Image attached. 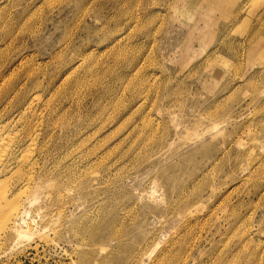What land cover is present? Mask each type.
Instances as JSON below:
<instances>
[{"label":"rangeland","instance_id":"rangeland-1","mask_svg":"<svg viewBox=\"0 0 264 264\" xmlns=\"http://www.w3.org/2000/svg\"><path fill=\"white\" fill-rule=\"evenodd\" d=\"M0 47V264H264V0H0Z\"/></svg>","mask_w":264,"mask_h":264},{"label":"bare ground","instance_id":"bare-ground-1","mask_svg":"<svg viewBox=\"0 0 264 264\" xmlns=\"http://www.w3.org/2000/svg\"><path fill=\"white\" fill-rule=\"evenodd\" d=\"M159 1V0H158ZM27 12V11H26ZM9 15V14H8ZM10 17V16H9ZM92 27V26H91ZM92 29V28H91ZM100 31V30H99ZM8 45V44H7ZM11 46V45H9ZM6 47V46H5ZM1 48V47H0ZM7 48V47H6ZM10 48V47H9ZM18 48V47H17ZM9 52V51H8ZM8 52L6 53L8 55ZM3 53V52H2ZM6 55V56H7ZM116 56V55H115ZM24 58V57H23ZM18 60V58H17ZM22 60V59H21ZM55 60V59H54ZM16 61V60H15ZM17 62V61H16ZM22 65L26 62L25 61H21L20 62ZM2 64V63H1ZM28 64V63H27ZM3 66V65H2ZM2 66H0L2 68ZM16 67V66H15ZM20 67V66H19ZM27 68V67H26ZM36 68V67H35ZM34 68V70H35ZM10 69V68H9ZM30 69V68H29ZM43 69V68H42ZM11 70V69H10ZM21 70V69H20ZM9 72V71H7ZM32 72V71H31ZM37 72V71H36ZM11 73V72H10ZM13 73V72H12ZM17 73V72H16ZM20 73V72H19ZM42 73V72H41ZM137 73V72H136ZM39 74V73H38ZM43 74V73H42ZM11 75V74H10ZM14 75V73H13ZM37 75V74H36ZM40 75V74H39ZM15 76V75H14ZM11 76V77H14ZM34 76V75H33ZM10 77V76H9ZM18 77V76H17ZM37 77V76H36ZM55 78V77H53ZM31 79V78H30ZM11 80H9L8 76L3 75L0 73V164L3 163V161L5 160V158L8 157V152L9 149L11 148V145L14 142V139L16 138V135H18L16 132H10V128L11 125L13 124H18V123H22L27 114L30 112L32 113L34 110H36L35 108L37 107V105L40 102V97L37 93V95H31L30 92H28L32 87L29 86L28 82L25 81V83H22L20 87H18L17 84H13L12 82H10ZM14 81V79H13ZM18 81V80H17ZM55 81V80H54ZM21 82V81H20ZM19 82V83H20ZM31 82H33L31 80ZM34 86H40L42 84L41 81H39L38 79L35 80V82H33ZM10 84V85H9ZM52 84V83H50ZM17 85V86H16ZM35 90V89H33ZM107 90V89H106ZM179 95V94H178ZM50 101V100H49ZM227 103V102H226ZM49 104V103H48ZM42 109V108H41ZM192 110V109H191ZM37 111V110H36ZM33 114V113H32ZM31 115V114H30ZM35 115V113H34ZM45 115V114H44ZM208 115V114H207ZM4 117L6 119H4ZM135 117V116H134ZM36 118V117H35ZM30 119V118H29ZM34 119V118H33ZM39 119V118H38ZM31 120V119H30ZM35 120V119H34ZM55 120V119H54ZM27 121V120H26ZM40 122V121H39ZM35 123V122H34ZM33 124V123H32ZM27 125V124H25ZM24 125V126H25ZM31 123H29L25 129H30L32 128ZM38 125V124H37ZM103 125V124H102ZM14 126V125H13ZM10 127V128H9ZM23 127V125H22ZM21 127V128H22ZM14 128V127H13ZM17 128V127H16ZM148 128V127H147ZM32 131V130H31ZM25 132V131H24ZM27 132H30L29 130ZM36 134V133H35ZM31 135V134H30ZM93 137V136H92ZM28 138V137H27ZM145 138V137H144ZM19 142V141H18ZM134 146V145H133ZM25 148V147H24ZM41 149V148H40ZM12 151V150H11ZM30 151V150H29ZM28 152V151H27ZM27 155H29V152L27 153ZM30 156V155H29ZM28 157V156H27ZM26 158V157H25ZM28 159V158H27ZM23 160V158H22ZM3 166V165H2ZM1 171V170H0ZM95 171V170H94ZM18 172V171H17ZM20 172V171H19ZM16 173V172H15ZM25 173V172H24ZM12 174V173H11ZM91 174V173H90ZM14 175V174H13ZM22 175V174H21ZM90 176V175H89ZM28 175L26 176V183L30 182V179H32V175L30 177H28ZM5 179V178H4ZM3 179V180H4ZM21 179V178H20ZM23 179V178H22ZM77 179V178H76ZM2 180V181H3ZM83 180V179H82ZM8 181V180H7ZM78 181V180H77ZM1 182V181H0ZM5 182V181H4ZM42 182V181H40ZM43 183V182H42ZM80 183V182H79ZM41 184V183H40ZM55 184V183H54ZM4 185V184H3ZM26 185V184H25ZM42 185V184H41ZM5 186V185H4ZM48 186V185H47ZM27 187V186H26ZM38 187V186H37ZM25 188V187H24ZM35 189V188H34ZM1 190V189H0ZM5 191V190H4ZM32 191V190H31ZM2 192V191H1ZM5 193V192H3ZM19 194V193H18ZM32 194V193H31ZM1 195V194H0ZM48 195V194H47ZM2 196H5L4 194ZM20 196V195H19ZM1 197V196H0ZM41 197V196H40ZM39 194L36 192L34 193L31 198L28 200V202H30V204L34 201H39ZM47 197V196H46ZM2 198V197H1ZM0 198V199H1ZM4 199V198H2ZM13 199V198H12ZM5 201L7 199H4ZM3 200V201H4ZM20 200V199H18ZM4 201V202H5ZM17 202V201H16ZM15 201L14 202H10L4 209H2V205H0V216L4 217L6 220L10 219L14 212H18L19 211V207H16L17 203ZM36 203V202H34ZM5 204V203H4ZM6 205V204H5ZM4 205V206H5ZM19 206V204H18ZM18 208V210H16ZM16 210V211H15ZM16 212V213H17ZM20 212V211H19ZM29 211H27V209H24L22 212L18 213V217L19 219L22 218L23 215H27ZM30 213V212H29ZM16 216V215H15ZM28 216V215H27ZM12 219V218H11ZM26 221L24 219H22V223H25ZM16 226V225H15ZM14 226V227H15ZM17 227V226H16ZM21 229L20 230V234H24L26 228H23V226H20ZM136 259V258H135ZM136 261V260H135ZM181 261V260H180ZM142 263V261H141ZM130 264V263H129Z\"/></svg>","mask_w":264,"mask_h":264}]
</instances>
